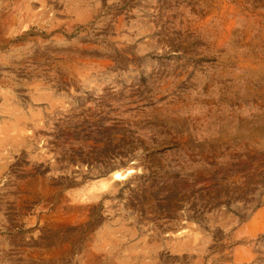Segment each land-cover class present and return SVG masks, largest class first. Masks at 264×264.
Here are the masks:
<instances>
[{
    "label": "rangeland",
    "instance_id": "rangeland-1",
    "mask_svg": "<svg viewBox=\"0 0 264 264\" xmlns=\"http://www.w3.org/2000/svg\"><path fill=\"white\" fill-rule=\"evenodd\" d=\"M0 264H264V0H0Z\"/></svg>",
    "mask_w": 264,
    "mask_h": 264
},
{
    "label": "bare ground",
    "instance_id": "bare-ground-1",
    "mask_svg": "<svg viewBox=\"0 0 264 264\" xmlns=\"http://www.w3.org/2000/svg\"><path fill=\"white\" fill-rule=\"evenodd\" d=\"M133 168L127 169L125 172L116 171L113 173L114 178L123 179L125 178L129 173L133 172ZM117 180V179H116Z\"/></svg>",
    "mask_w": 264,
    "mask_h": 264
}]
</instances>
